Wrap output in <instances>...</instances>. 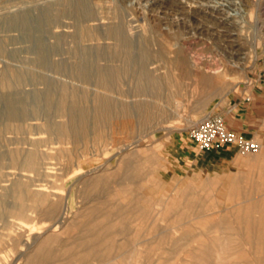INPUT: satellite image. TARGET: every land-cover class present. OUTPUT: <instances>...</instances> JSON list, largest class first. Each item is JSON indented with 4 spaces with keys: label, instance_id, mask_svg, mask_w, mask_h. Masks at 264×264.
Returning a JSON list of instances; mask_svg holds the SVG:
<instances>
[{
    "label": "rangeland",
    "instance_id": "374dc122",
    "mask_svg": "<svg viewBox=\"0 0 264 264\" xmlns=\"http://www.w3.org/2000/svg\"><path fill=\"white\" fill-rule=\"evenodd\" d=\"M116 1L108 9L89 8L91 16L107 17L95 23L64 0H0V7L6 6L0 10V123L14 122L11 107L32 118L24 120L23 131L5 129L0 136V211L14 180L27 183L32 195L21 214L0 216V264H264V115L252 138L261 145L258 153L235 145L197 151L189 137L208 113L225 114L232 97L253 79L264 92V0ZM15 10L24 18L10 26L2 18ZM114 14L120 20L111 19ZM118 21L133 42V62L107 39ZM88 30L93 36L86 41ZM179 57L186 68L177 65ZM91 62L115 71L147 66L165 80L160 98L136 97L131 74L110 89L100 87L85 77ZM3 77L13 81L11 87L2 85ZM66 87L119 108L146 101L160 114L147 119L135 112L128 119L119 113L76 142L46 127L49 92ZM14 154L42 158L21 171L12 165ZM126 163L131 164L127 177ZM98 179L103 180L95 193L99 199L108 200L122 185L129 191L119 195L124 203L147 197L152 207L145 219L127 221L131 235L111 239L124 243L121 251L88 258L75 240L94 224L79 214L91 197L87 185ZM185 190L188 201L182 202ZM67 200L73 208L64 212ZM12 209L18 211L16 205ZM88 245L95 247L92 241Z\"/></svg>",
    "mask_w": 264,
    "mask_h": 264
},
{
    "label": "bare ground",
    "instance_id": "6f19581e",
    "mask_svg": "<svg viewBox=\"0 0 264 264\" xmlns=\"http://www.w3.org/2000/svg\"><path fill=\"white\" fill-rule=\"evenodd\" d=\"M116 2H117L116 0H64V5L66 7H72L75 5V7H77L80 11L84 12V14L86 16V19H85L86 22H95L96 23V22H99L100 20L102 21V19H107V17H101V18L93 17L88 12L89 8L92 5H94V6H100L103 9L104 8L108 9L110 6L112 7L113 4H115ZM20 3H22V2H20ZM17 5H18V3H17ZM51 5H53V4H50L49 6H51ZM146 5L147 4H145V6ZM7 6H8V4H7ZM5 7H6L5 5L2 8L0 7V10L4 9ZM140 7H142V6H140ZM17 8H18V6H17ZM20 8L21 7H19V10H20ZM16 10L13 12L11 11L9 14L6 13V15H4V17L2 18L4 21L10 23V26L17 24L21 19L24 18L23 13L18 12ZM213 11H214V9H213ZM137 13H138V11H137ZM107 15H105V16H107ZM110 18L111 19L114 18V20L116 18H118L120 20V15L114 14V16H111ZM59 27L66 28L68 26L59 25ZM125 29H126V27H125ZM109 32L110 33H109V36L107 37V39L113 40L116 42L117 52L122 53L123 56L126 57V61L133 62L134 61V54H133L134 52L132 50L133 42L126 36V33H125L126 30H124V26L121 23H119V21H118L117 24ZM191 34H192V32H191ZM92 36H93L92 30L91 31L88 30V33L86 31V33H85L86 39L85 40L86 41L91 40ZM165 36H167V35L165 34ZM155 47L157 48L156 45H155ZM157 50H158V48H157ZM41 53L42 54L39 57V61L42 64H44L43 53H45V52L42 50ZM90 53L91 52L86 51V56L91 61ZM143 53H149V52L143 51ZM74 58H75V56H74ZM122 58H124V57H122ZM178 59L179 60H177V65L180 68H186L187 67L186 62L181 60L180 57ZM160 60H162V59H160ZM133 67H134V65H133ZM135 68H136V66H135ZM74 69H76V67ZM132 71H133V73H132ZM15 74L17 75L16 76L17 79L19 81H21L19 74H17V73H15ZM130 74L133 76L132 78H134L135 92H136L135 96L136 97H140L139 99H141V97H144L148 100H150V99L152 100L154 98L158 100L160 98V96H161L160 92H161L162 86L164 85L163 84L164 79L151 75V73L147 70V66H144L141 63L138 64L136 70H130V68L128 66V68L126 67L124 69H120V70L115 71V70H112L111 68H108V67H104V68L100 67V69L99 68L97 69L94 66L93 62H91L89 68L87 69V71L85 73V77L88 79L95 80L96 83L102 88L110 89L113 86H115L117 83L122 82V80L129 78ZM170 75H168V76H170ZM78 76H79V74H78ZM167 79H169V78L167 77L166 80ZM170 79H171V77H170ZM170 79L168 81H170ZM173 81H175V80H173ZM167 82H165V83H167ZM12 83H13V81L8 79L7 77L2 78V85L4 87L9 88V87H11ZM171 83L173 84V82H171ZM168 84L169 83H167V85ZM92 97L93 96H91V94L89 92L76 90V89L72 90V89H69L67 87L63 88L60 91L49 92V95H48L49 109H48V113H47L46 118H45L47 130H50L51 128L54 127L56 133L61 134L63 136L75 137L76 142H80V141L87 139L88 136L91 135L92 130H95V131L101 130V128L104 127L106 120H108L113 115H117V114L121 113L129 119L133 116V114L135 112H139L140 116L147 117V119H151V118H156V116L160 114V110H157L152 103H149L146 101H144V102L140 101V102L136 103L135 106H133L131 104H125L122 108L121 107L119 108V107H116L117 105H115L113 103V101H110L106 98H101V97H97V96L95 98H92ZM94 102H95L96 106L95 107L93 106V108H92L90 105H91V103L94 104ZM117 108H119V110H120L119 112H118ZM54 116L62 117V118H65L66 120L62 123H55L53 121ZM10 117H11V120H13L14 122H12V123L7 122L6 125L4 123H0V136H1V133L3 132V130H5V129L11 128L10 130L14 131V132L23 131L25 129V125L23 123L24 120L32 119V118L28 117L24 111H20V110L16 109L15 107H11ZM34 119H41V118L38 115H36L34 117ZM2 157H7V153L4 152L2 154ZM10 158H11L12 165L14 166V168L19 169L21 171H24L27 169L29 164H31L33 159H35V163H37L36 160H40L42 157L40 155L35 156L34 154L33 155H31V154L27 155L26 154L23 156L20 154H14ZM33 163H34V161H33ZM130 165H131L130 163H126L124 166L123 170H124V176L125 177L129 176V174H130L129 173ZM39 167L40 166H38V164H35V166H34L37 175L41 176L42 173L40 172ZM133 170H134V168H133ZM138 172H139V170H138ZM115 177H117V175ZM102 183H103V180L98 179V180L91 181L87 185V191L90 193L91 197H90V200H88L86 202L84 208L82 209V211H80V214H79L80 217L89 216L92 219H95L93 222L94 224H90L89 225L90 227L88 229L83 228V233H84L83 236L79 237L75 240L77 244L83 245L85 247L84 254L88 258L89 257L104 258L105 256L106 257L112 256L114 253H117L122 248L124 243L121 245H117L115 243V241L111 240V239H113V237L115 235H123V234H130L131 235V231H128L127 228H125L126 225H128L127 221L129 220V222H131L132 220L136 221V220H140V219H145V216L149 215V211L151 210V207H152V201L150 200L151 198L149 199L147 197L141 198V199L138 197H136L134 199H128L127 198V199H125V203H124L121 199H119V195H120V193H123V192L128 194L129 191L126 187L122 188L121 187L122 185H120L119 188L117 189V191H116L117 193H115V194L113 193L110 196V198H108L109 202L110 201L114 202V204L112 203L110 205L111 202L108 204V202H107L108 200H106V199L101 200V199H99L100 197L95 196V193H97V191L100 189V187L102 186ZM5 191H7V192L1 198L2 207L5 208V211L4 212H3V210H2V212L0 211V216H2V215L4 216L5 213L7 216H13V215H15L14 214L15 212L21 214V212L23 211V206H22L23 202L32 196L29 194L30 192H29L27 183H23L20 180H14L13 185H12V189L10 190V192L8 191V189ZM187 192H188L187 190L181 192V194H182L181 199H183L182 202L188 201L187 194H186ZM259 193H260V191H259ZM148 197H150V196H148ZM9 198L12 199V202L9 201ZM140 201L145 202V204H140L141 206L144 205V207L138 206V203ZM65 203L66 204L64 206V212L71 210L73 208V204L70 203L68 200ZM154 203L158 204L159 202L155 201V202H153V204ZM13 205L14 206L16 205V208L18 211H16V210L14 211V209H12ZM114 207L118 211L115 210ZM113 209L116 212H114ZM77 221H80V220H77ZM244 221H245V219H244ZM204 234H205V232H204ZM247 235H249V234H247ZM254 240H255V238H254ZM90 241H92L95 245V247L92 249L89 248V245H88ZM259 241H260V239H259ZM127 242H128V240H127ZM113 264H115V263H113Z\"/></svg>",
    "mask_w": 264,
    "mask_h": 264
},
{
    "label": "crops",
    "instance_id": "0c3cea01",
    "mask_svg": "<svg viewBox=\"0 0 264 264\" xmlns=\"http://www.w3.org/2000/svg\"><path fill=\"white\" fill-rule=\"evenodd\" d=\"M259 80H254L246 87L240 88L231 99V105L224 117L227 126L248 138H253L264 115V92ZM197 151L199 145L191 140Z\"/></svg>",
    "mask_w": 264,
    "mask_h": 264
},
{
    "label": "built area",
    "instance_id": "2783aa9c",
    "mask_svg": "<svg viewBox=\"0 0 264 264\" xmlns=\"http://www.w3.org/2000/svg\"><path fill=\"white\" fill-rule=\"evenodd\" d=\"M189 137L201 151L220 149L226 145H235L244 152L258 153L261 150L257 141L230 129L224 117L214 112L208 113L193 126Z\"/></svg>",
    "mask_w": 264,
    "mask_h": 264
}]
</instances>
